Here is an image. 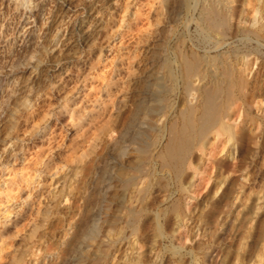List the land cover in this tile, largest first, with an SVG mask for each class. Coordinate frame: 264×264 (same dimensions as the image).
<instances>
[{
    "label": "rangeland",
    "instance_id": "rangeland-1",
    "mask_svg": "<svg viewBox=\"0 0 264 264\" xmlns=\"http://www.w3.org/2000/svg\"><path fill=\"white\" fill-rule=\"evenodd\" d=\"M126 1V5L121 8L122 4L115 0H0L1 53L7 49L11 52L19 45L17 43L20 41L19 34L22 30V20H18L20 13L23 11V19L26 16L31 18L33 12L39 13L33 38L35 41L32 43L37 47L30 46L28 50L33 49L25 55L23 65L19 67V70L18 68L14 70L13 75L11 73L10 80H14L11 81L14 84L11 85L10 82L8 88L0 92V95L3 96H0V185L8 174L13 175L14 171L19 170L12 168L13 154L27 151L24 147L27 148L28 139L26 140L24 137L29 138L30 136L28 135L30 134L29 125L21 131V134L16 135L13 134L11 124L17 120H27L28 124H46V122L49 124L54 119L55 112L64 103V99L54 93L56 91L53 90L52 82L56 79L61 80L62 75L69 70L72 55L75 56V60L78 59L81 62L84 59L83 56L92 53L96 45L90 40L86 41V37L92 39L98 23L109 17L113 7H117L120 13L114 17L116 25L110 29L108 34L109 39H112L111 43L109 42L101 48V57L98 61L104 68L114 67L115 58L120 50L117 43L113 44V47L111 44L117 39L120 31L127 27L132 12L135 10V0ZM190 1H185V4L182 0L181 6L175 9L173 17L171 16L167 21H164V9L160 10L159 22L155 23L154 19L151 20L153 16L150 15V12L144 13V18H148L145 28L126 36L127 41L130 42L127 55L130 60L131 72L122 82L121 96L113 110L112 125L118 124L123 117H126L133 101L141 96L146 108H155V111H151L149 114L152 127L148 128L143 137L144 141L150 142V151H140L137 149L136 143L131 142L129 143L131 146H127L125 154H122L124 156L113 155L112 162L114 163H109L112 179L102 194L99 204L95 206V212H93L92 208L94 207L91 203L90 207L92 208L89 210L86 208L89 206L84 196L91 189L88 179L93 174L97 155L104 146V143L102 146L103 141H98L99 139H96L91 147H85L86 153L83 147L84 156L80 159H76L75 154L72 153L74 157L70 155L69 161L58 160L56 174H53L44 183L45 193L50 196H41L37 199L36 197L24 198L26 194H21L17 190L12 191L15 194L11 193L10 198L0 203V227L5 218V220H8L9 217L12 218L22 208L24 201H32L33 208L39 209L37 211L33 209L29 212V216L27 215L30 230L22 236L19 232L22 233L23 230L19 227L18 234L13 235L16 250L12 264H264V108L262 107L264 106V37L262 38L261 35L264 36V0H256V2L246 0L248 4L245 0H229L231 2L225 6L228 10H226L227 14L222 21L224 24L222 22L217 24L218 26L223 24L219 26L220 28L217 25H215L217 28L214 26L207 28L203 25L198 19L199 13L197 12L199 10L196 9L197 7L193 10L192 5L188 4ZM260 23H263L262 29H257L256 26ZM160 26H164L163 30L155 39L154 28L157 29ZM200 26L203 28L202 30ZM165 28L166 31H164ZM219 29L222 32H219ZM5 31L6 33H4ZM2 33L5 34L3 38ZM245 33L247 34L245 35ZM135 35H138L139 38H137V43L132 41ZM260 35L261 37H259ZM159 37L162 38L163 47L158 45L157 51L163 48L162 56L166 58L163 65L154 66V62L151 61L154 54L150 52V47H154V42L158 43ZM10 40L11 42L8 43ZM149 42L151 43L149 44ZM221 53L227 56L228 66H233L231 75L220 74L218 66L214 74L211 70L212 73L209 71L203 79H199V71H195V68L188 73V65H186L189 63L188 60L194 62L197 57L203 58L207 55L206 57L210 60L208 61L209 67H214L215 64L210 66L209 62L212 63V59ZM192 54L193 56L195 54V57ZM234 54L237 56H231ZM242 55L244 56L242 57ZM245 55L248 60L249 58L251 60L248 63L250 70L246 67L247 63H243L242 59H245ZM184 56L188 59L187 62ZM182 58L185 61L184 64ZM236 59H240V61L237 62ZM238 64L240 65L238 66ZM205 66L207 64L203 65V68ZM240 67L245 70H240ZM25 69L32 72L27 73L28 71L25 72ZM40 69H44V72L41 73ZM238 70L241 71V74ZM181 71L185 75L188 74L186 79L181 78ZM93 74L91 69L86 76L79 80L78 85L88 84L87 81ZM143 74L149 75V85L143 84L145 83ZM157 74L162 75L163 78L159 86L154 83L153 78ZM196 75L198 78L195 77ZM215 75L218 76L219 81ZM13 76L16 78L14 79ZM233 77L245 78L244 85L241 84L243 88L238 85L242 91L237 89V85H232L229 82V79ZM30 79H34L36 84L35 82L31 84ZM187 79L189 84H187ZM24 83L29 90L26 89ZM183 84L188 87L185 88ZM14 85L15 89H13ZM217 86L223 92H217L220 90ZM48 87L49 89H47ZM214 87L219 90L215 91ZM139 89H141V94ZM190 89L195 92L192 101H190L191 95L188 92ZM204 89L207 91H203ZM227 89L232 92V100H230ZM135 90L137 91L135 92ZM203 92H208V95ZM210 92L215 93H213L215 96L212 95L217 96L214 98L216 107L218 108L220 105L218 109L220 112L224 111L225 114L223 116L221 113L219 121L227 124L231 131L229 133L223 130L217 132L218 124H216L211 127L212 132L208 131L205 133L206 136L204 134L196 139L199 135H196L195 130L199 127L202 118L197 117L200 111L193 115L191 108L194 104L199 106L202 102L204 103L203 98L212 96ZM160 93L163 94V100ZM223 97L225 100L228 97L227 102ZM12 98L13 100H10ZM41 100L45 103L40 104ZM228 101L232 103H228ZM258 103L260 109L257 108L259 107ZM2 104H5L4 107ZM161 106L165 108L161 109ZM164 109L165 111H163ZM188 109H190L191 115L188 114ZM39 110L43 111V117L38 116ZM23 112L31 118L35 114L38 117H33L34 119H32L35 121L32 122L31 118L29 119ZM189 115L193 116L194 121L189 118ZM154 116H157L158 120L156 117L154 119ZM187 118L189 119L186 121ZM190 120L194 127L193 138L192 131H189L192 128ZM178 129L180 131L183 129V134L179 131L182 136L178 133ZM185 132L189 133L187 135L188 140L189 137L191 140L189 143L186 142L188 141L187 137L185 139L183 136ZM88 133L89 135L86 137L88 141L96 138L94 130H90ZM211 133H214V136ZM177 136L182 138L178 139ZM210 139L213 144L209 143ZM222 139H225L223 143ZM196 141L197 143H195ZM181 143L187 147L186 149L184 146L187 152L185 149H179V146H182ZM20 144L23 146L22 148H20ZM65 144V142L63 145L61 143V148H65ZM172 144L173 147H170ZM175 145L177 146L175 147ZM177 147L182 153H180L179 159L185 154L180 160L177 159L178 157L176 158L177 152H179ZM173 148H176L177 151L172 152ZM8 150H10L9 153ZM168 152L169 154L173 153L172 155L175 154L173 156L175 158L171 159L173 157L170 158ZM119 156L122 158L119 159ZM163 158L166 160L164 161ZM181 162L183 163L181 164ZM139 164L146 165L148 168L145 167L143 175L138 179V185L135 183L137 180L124 183L122 178L127 177L131 169ZM175 166L180 170L177 171ZM61 174L62 176H60ZM38 178L39 176L35 173L32 180L36 179L37 182ZM36 182H28L29 188L36 187ZM131 192H134L135 195ZM89 215L92 216L91 223L95 224L93 233L84 235L77 249L67 253V243L74 233V227L81 218ZM32 217L33 219H31ZM59 247L60 250H58Z\"/></svg>",
    "mask_w": 264,
    "mask_h": 264
},
{
    "label": "bare ground",
    "instance_id": "bare-ground-1",
    "mask_svg": "<svg viewBox=\"0 0 264 264\" xmlns=\"http://www.w3.org/2000/svg\"><path fill=\"white\" fill-rule=\"evenodd\" d=\"M18 1V0H17ZM116 2H118L119 4H122V7L126 5V0H115ZM185 1H188V0H184V3ZM250 1V0H249ZM256 2V0H254ZM231 1L229 0H225V1H222V0H192L188 3L190 6L192 5V9L193 8H196L198 9L199 11L197 13H199V16H198V19L200 20V22L205 25L207 28H210V27H216L215 25H217L219 22H222L224 19H225V16L227 14L226 10H228V8L226 9L225 6H227V3H229ZM245 2L248 4V2L245 0ZM8 3V2H7ZM154 3V5H153ZM251 3V2H250ZM258 3V2H257ZM12 4V3H11ZM18 4V3H16ZM182 4V0H135L134 1V5H135V10H133L132 12V16L131 18L129 19V22L128 24L126 25L127 27L123 30L120 31V33L117 35V39L111 44V47H113V44L117 43V45L119 46V54L116 56L115 58V62H114V67H109V68H104V66L100 65V63L98 62L99 61V58L101 57V48L108 44L112 39H109V32H110V29L116 25L114 24L115 21H114V17L120 13V10H117V7H113L111 10H110V15L109 17H107L106 19H104L102 22L100 21L98 23V27L96 29V32H95V35L93 37H91L92 39H89L88 37H86V41H89L92 42V43H95L96 45V48H93V51L91 54L87 53L84 57V59L79 62L78 59L75 60V56L72 55V61H71V64L69 65L68 67V71H64L65 73L62 75L61 77V80H54L52 82V87H53V90H55L56 92L54 93H57L59 94L60 97H62L64 99V103L61 105V107L55 112V116H54V119L52 121L49 122V124L46 122V124H43V123H39V124H33V123H27V120H17L15 121L14 123L11 124V128L13 130V134H16V135H19L21 134V131H23V129H26V126L29 125L30 127V135L29 138L27 137H24L26 140L28 139V143H27V148L24 147V149H26L27 151L26 152H16L15 154H13V159H12V163H13V169H19L18 171H14L13 175H10L8 174L5 179L1 182V185H0V203L1 202H4L5 200H7L8 198H10L9 196H11V193L12 191H15L17 190L19 193L21 194H26L24 198H27V197H36L39 198L41 196H46L48 195L47 193H45V190L44 189V183H46L48 181V179L53 175V174H56L57 172V162L58 160H63L65 162L69 161L70 159V155L71 157H74L72 156V153L75 154V158L76 159H80L81 157L84 156V152L86 153V148L85 147H91L96 139H99L98 141H103L102 142V146H103V143H104V146H103V149L100 150L101 152L97 155V161H95V165H94V169H93V174L91 172V176H90V179H88V183L90 182V185L91 186L88 191V194H86L84 197L86 199V201L88 202V206L89 207H86L88 210L89 208H92L93 209V212H95L96 210V205L99 204L100 200H101V196L102 194L104 193L105 189L110 185V181L112 179V172L109 168V163H114L112 162V159H113V155H122L123 153L125 154L126 150H127V146L130 145L129 143L131 142H135L136 145H137V149L140 150V151H150V142L148 141H144L143 137L145 135V132L148 130L149 127H152V124H151V117L149 116L150 112L151 111H155V108H146L144 105H143V100L140 96V98H137L136 100L133 101L132 103V107L129 111V114H127L126 117H123L122 120L116 124V125H112V121H113V110L116 108V102L118 99H120V92H121V89H122V82L123 80L128 77L130 75V72H131V69L129 66L130 65V60L128 58V55H127V52H128V42L127 41V34L129 33H135V32H138L140 31L141 29L145 28L146 26V22L148 21L147 19L148 18H144L143 14L146 13V12H150V15H152L153 17H151V20L154 19V23L155 22H159V19H158V14L160 12L161 9H164V14H165V19L164 21H167L168 18H170L171 16L173 17V14L175 12V9L178 7H180ZM186 4V3H185ZM253 4V3H252ZM184 5V4H183ZM188 6V5H187ZM231 7V6H230ZM182 8V7H181ZM231 9V8H230ZM178 10V9H177ZM194 10V9H193ZM23 12V11H22ZM22 12L19 14L20 17L18 20H22V30L20 31V34H19V43H17L18 47H14L15 49H13V47H11L13 49V51L9 52L8 49L7 50H2L4 51L3 53L0 52V92L3 90V89H6L8 88L9 84H11L12 82L11 81H14V80H10V76L13 75L14 73V70H16L18 68L19 70V67L23 65L24 61V57H26L25 55L27 54V52L30 51L33 49H30V46L32 45L33 41V38H34V33H35V29H36V26H37V22H38V16H39V13L36 11L33 12V15L31 18L29 17H24V19L22 18ZM41 12V11H40ZM122 12V10H121ZM235 16V15H234ZM196 18V17H195ZM249 18V17H248ZM227 19V18H226ZM261 19V18H260ZM39 20H40V17H39ZM147 20V21H146ZM176 20V19H175ZM197 20V19H196ZM16 21V20H15ZM163 21V19H162ZM18 23V21H16ZM226 22V21H225ZM240 22V20H239ZM224 24V22H222ZM221 23V25H223ZM3 24V23H2ZM7 24V23H5ZM5 24H4V27H5ZM16 24V23H15ZM170 24V23H168ZM167 24V25H168ZM200 24V23H199ZM220 24V23H219ZM247 24V23H245ZM254 24V23H253ZM252 24V25H253ZM10 25V24H9ZM17 25V24H16ZM118 25V24H117ZM166 25V24H165ZM164 25V26H165ZM219 25V26H221ZM262 25L263 23H260L259 25L256 26L257 29H262ZM8 26V25H6ZM15 26V25H14ZM164 26H160L158 27L157 29L154 28V35L155 36V39L158 38L160 32L163 30V27ZM218 26V25H217ZM218 26V27H219ZM1 27V26H0ZM9 27V26H8ZM7 27V28H8ZM13 27V26H12ZM166 27V26H165ZM201 27V26H200ZM16 28V27H15ZM18 28V27H17ZM217 28V27H216ZM215 28V29H216ZM220 28V27H219ZM1 29V28H0ZM10 30H12L11 28H9ZM20 29V28H19ZM203 28L201 27V30ZM238 29V28H237ZM241 29V28H240ZM252 29V28H251ZM7 30V29H5ZM13 30H16V29H13ZM217 30V29H216ZM239 30V29H238ZM248 30V29H246ZM4 31V30H3ZM164 31H166V28L164 29ZM163 31V32H164ZM205 31V30H204ZM221 30L219 29V32ZM243 31V30H242ZM249 31V30H248ZM2 32V31H1ZM14 32V31H13ZM38 32V31H37ZM173 32V31H172ZM222 32V31H221ZM245 32V31H244ZM251 32V30H250ZM6 33V31L4 32ZM9 33V32H8ZM208 33V32H207ZM165 34V32H164ZM202 34V33H201ZM247 33H245L246 35ZM252 34H255V32H252ZM259 34V33H258ZM3 35V36H2ZM5 34H1L2 38L4 37ZM21 35V37H20ZM134 35V34H133ZM241 35V34H240ZM250 35V34H248ZM262 35V38L264 37L263 34ZM261 35L259 37H261ZM38 36V34H37ZM243 36V35H242ZM255 36V35H254ZM11 37V35H10ZM15 37V36H14ZM18 37V36H17ZM16 37V38H17ZM244 37V36H243ZM252 37V36H251ZM13 38V37H12ZM115 38V37H114ZM138 38V35H135V37H133V43H137V39ZM253 38V37H252ZM7 39V38H6ZM169 39V38H168ZM0 40H2L0 38ZM222 40V39H221ZM259 40V39H258ZM37 41V39H36ZM131 41V43H132ZM156 41V40H155ZM166 41H168L166 39ZM261 41V40H260ZM2 42V41H1ZM11 40L8 42L10 43ZM224 42V41H223ZM111 43V42H110ZM151 42H149L150 44ZM153 43V42H152ZM7 44V43H5ZM221 44V42H220ZM158 45H161L163 47V41H162V38L159 37V41L158 43L155 44V42L153 43V46L154 47H150V52L154 54V56H152L151 58V61L154 62V66L155 65H163L164 64V61H165V58L162 56V52H163V48L159 51H157V46ZM170 45V44H169ZM261 45V44H260ZM3 46V45H2ZM7 46V45H6ZM9 46V45H8ZM14 46V44H13ZM34 46L35 48V44L32 45ZM167 46V45H166ZM5 47V45H4ZM37 47V46H36ZM222 47V46H221ZM149 48V47H148ZM97 49H98V52H97ZM170 49V48H169ZM168 51V50H167ZM175 51V50H174ZM233 51V50H232ZM239 51V50H238ZM149 52V51H148ZM222 52V51H221ZM168 53V52H167ZM180 53V52H179ZM226 53V52H225ZM229 53V52H228ZM227 53V54H228ZM152 54V55H153ZM166 54V53H165ZM184 54V53H183ZM206 54V52H205ZM250 54V53H248ZM185 55V54H184ZM210 55V54H209ZM216 55V54H215ZM225 54H219L216 58H213L212 59V63L209 62L210 66L213 64L214 67H209L208 65V58L205 56L202 57H197L196 60L194 62H191L189 61L188 59H186L185 57V61L187 62L188 60V73L189 71H192L194 68H195V71H199V74L198 73H195V74H198L199 75V79H203L204 77H206L211 70L213 71V74L214 72L216 71V67L218 66L220 68V71L219 73L223 75L224 74H227V75H231L232 72H233V66L230 65L228 66V59H227V56H224ZM240 55V54H239ZM238 55V56H239ZM254 55V54H253ZM53 56V55H52ZM187 56V55H186ZM193 56V54H192ZM213 56V55H212ZM231 56H237V55H231ZM244 55H242L243 57ZM246 56V55H245ZM168 57V56H167ZM195 57V54L194 56ZM192 57V58H193ZM209 57V56H208ZM215 57V56H214ZM175 58V57H174ZM212 58V57H211ZM229 58V57H228ZM239 58V57H238ZM237 58V59H238ZM241 58V57H240ZM247 56L245 57V59H242L244 60L243 63L246 64V67L248 70H250V65L248 63H250ZM29 59V58H28ZM69 59V58H68ZM169 59V58H168ZM236 61H240L237 60ZM70 60V59H69ZM172 60V59H171ZM191 60V59H190ZM149 61V60H147ZM170 61V60H169ZM173 61V60H172ZM176 61V60H175ZM182 61H183V58H182ZM185 61H183V64L185 63ZM233 61V60H232ZM27 62V61H26ZM25 62V63H26ZM52 62V61H51ZM54 62V61H53ZM242 62V61H241ZM174 63V62H173ZM181 63V62H180ZM204 68H203V65H206ZM50 65V64H49ZM52 65V64H51ZM185 65V66H186ZM212 65V66H213ZM240 64H238L239 66ZM252 65V64H251ZM42 66V65H41ZM175 66V65H174ZM184 66V65H183ZM264 66V65H263ZM37 67V66H36ZM44 67V66H43ZM157 67V66H156ZM26 68V67H25ZM48 68V67H47ZM50 68V66H49ZM197 68V69H196ZM210 68V69H209ZM239 68V67H238ZM242 69L245 70V68H242ZM22 69V67L20 68V70ZM93 70L94 74L92 75L91 79L88 82V84L86 83L85 85H78V82L80 79H82L84 76H86L90 70ZM157 69V68H156ZM176 69V68H175ZM174 69V70H175ZM41 70V69H40ZM44 69L41 70V73ZM95 70V71H94ZM177 70V69H176ZM219 70V69H218ZM23 71V70H22ZM28 71V69H25V72ZM47 71V70H46ZM63 71V70H62ZM172 71V69H171ZM186 70H184L185 72ZM237 71V70H236ZM235 71V72H236ZM239 71V70H238ZM32 71H28L27 73H30ZM44 72V71H43ZM146 72V71H145ZM187 72V71H186ZM12 73V75H11ZM144 73V72H143ZM194 73V72H193ZM239 73L241 74V71H239ZM16 74H18L16 72ZM20 74V73H19ZM33 74V73H31ZM30 74V75H31ZM175 74V73H174ZM218 74V73H217ZM236 74V73H235ZM247 74V73H245ZM44 75V73H43ZM50 75V74H49ZM144 75V74H143ZM177 75V73H176ZM181 78H185L188 74L186 73L183 74L182 71H181ZM185 75V76H184ZM239 75V74H238ZM180 76V75H179ZM216 76V75H215ZM237 76V74H236ZM32 77V76H31ZM144 78V82L143 84H150L149 82V75L148 74H145L143 76ZM151 77V76H150ZM188 77V76H187ZM192 77V76H191ZM196 78L197 75L195 76ZM217 77V80H218V76ZM12 78V77H11ZM13 78L15 79L16 77L13 76ZM20 78V77H19ZM37 78V77H36ZM59 78V77H58ZM90 78V77H89ZM154 83L159 86V84L161 83V81L163 80L162 78V75L160 74H157V75H154ZM177 78V76H176ZM195 78V79H196ZM215 78V77H214ZM213 78V79H214ZM244 78V77H243ZM18 79V78H17ZM40 79V78H39ZM52 79V78H51ZM149 79V80H148ZM186 79V78H185ZM184 79V80H185ZM245 79V78H244ZM244 79H240V77L235 78H230L229 82L232 84V85H237V89H239L240 91H242L239 87L243 84L244 82ZM31 80V84H34V79H30ZM41 80V79H40ZM168 80V79H167ZM174 80V79H173ZM194 80V79H193ZM222 80V79H221ZM251 80V79H250ZM263 80V79H262ZM42 81H43V78H42ZM46 81V79H45ZM49 81V79H48ZM152 81V80H151ZM176 81V79H175ZM192 81V80H191ZM198 81V80H197ZM219 81V80H218ZM227 81V80H226ZM249 81V80H248ZM254 81V79H253ZM11 82V83H10ZM40 83H42L41 81H39ZM186 82V81H185ZM187 82H188V79H187ZM211 82V81H210ZM222 82V81H220ZM219 82V84H220ZM250 82V81H249ZM255 82V81H254ZM263 82V81H262ZM54 83V84H53ZM178 83V82H177ZM176 83V84H177ZM245 83V82H244ZM14 82L11 84L13 85ZM25 84V83H24ZM36 84V82H35ZM48 84V83H47ZM135 84V83H134ZM189 84V82L187 83ZM186 84V85H187ZM203 84V83H202ZM218 84V85H219ZM44 85V84H43ZM50 85V83H49ZM48 85V86H49ZM170 85V84H169ZM196 85V84H195ZM199 85V84H198ZM204 85V84H203ZM231 85V86H232ZM240 85V86H238ZM255 85V84H254ZM261 85V84H260ZM23 86V85H22ZM142 86V85H141ZM183 86L185 88H187L185 86V84H183ZM193 86V85H192ZM206 86V85H205ZM220 86V85H219ZM217 86V87H219ZM246 86V85H245ZM256 86H257V83H256ZM13 87V86H12ZM25 87H26V84H25ZM46 87V86H44ZM170 87V86H169ZM207 87V86H206ZM217 87L215 88V91L216 90H219L217 89ZM243 88V86H241ZM51 88V87H50ZM205 88V87H203ZM202 88V89H203ZM214 88H213V91H214ZM229 88V86H228ZM231 88V87H230ZM234 88V87H233ZM15 89V85H14V88ZM26 89H28V86L26 87ZM25 89V90H26ZM43 89V88H42ZM41 89V90H42ZM49 89V87L47 88ZM163 89V88H162ZM194 89V88H193ZM193 89H190L188 92L189 94L191 95L190 96V101H192L191 99L193 97H195V92ZM208 89V88H207ZM210 89V88H209ZM24 90V88H23ZM29 90V89H28ZM44 90V89H43ZM141 89H139L138 91L140 92L141 94ZM157 90V89H156ZM206 89H204L203 91H205ZM229 89H227L228 91ZM7 91V90H6ZM9 91V90H8ZM34 91V90H33ZM47 91V90H46ZM49 92H51L50 90H48ZM137 90H135L136 92ZM160 91V90H159ZM158 91V92H159ZM207 91V90H206ZM209 91V90H208ZM214 91V92H215ZM221 89L217 92H220ZM231 90H229L230 92ZM35 92V91H34ZM42 92V91H41ZM49 92H48V95H49ZM145 92V91H144ZM148 92V91H147ZM185 92H187V90H185ZM199 92V91H198ZM213 92V93H214ZM223 92V91H221ZM227 92L228 94H230V100L233 99V97H231V93L232 92ZM22 93V92H21ZM25 93V92H24ZM40 93V92H39ZM44 93V91H43ZM150 93V92H149ZM156 93V91H155ZM162 93V92H161ZM160 93V94H161ZM203 93H206V92H203ZM211 93V92H210ZM213 93H211L210 95H212ZM143 94V93H142ZM158 94V93H157ZM208 95V92L206 93ZM215 94V93H214ZM213 94V95H214ZM4 95V94H3ZM7 95V94H5ZM22 95H24L22 93ZM43 95V94H42ZM136 95V94H135ZM163 94H161V99L163 98L162 96ZM202 95V94H201ZM212 95V96H213ZM219 95V94H218ZM255 95V94H254ZM2 96V95H0ZM33 96V95H32ZM148 96V95H147ZM155 96V94H154ZM204 96H206L204 94ZM210 96L209 98H203L204 100V103L202 102L201 105L197 106L196 104H194L191 108V112L192 114L194 115L195 112L197 111H200V116H199V113H198V116L197 117H200L202 118L201 121H200V124H199V127L196 128L195 132H196V135H199L197 136L196 139H198V137L204 135L205 133H207L208 131L212 132V128L213 125H216L218 124L217 128H216V131L219 132L220 131H225V132H230V127L225 124L224 122H221L219 121V119L221 118V113H223L224 111L220 112V110L216 107V103L214 102V98L216 97H212ZM233 96V94H232ZM3 97V96H2ZM6 97V96H4ZM22 97V96H21ZM139 97V96H138ZM208 97V96H207ZM19 98V97H18ZM48 98V97H47ZM165 98V97H164ZM228 99V97H226ZM5 99V98H4ZM3 99V101H4ZM29 99V98H28ZM39 99H40V96H39ZM46 99V98H45ZM144 99V98H143ZM155 99H157L155 97ZM224 99V97H223ZM226 99V100H227ZM10 100H13L10 99ZM9 100V101H10ZM34 100V99H33ZM37 100V99H36ZM44 100V99H43ZM163 100V99H162ZM195 100V98H194ZM217 100V99H216ZM220 100V98H219ZM225 100V99H224ZM225 100V101H226ZM1 101V100H0ZM42 101V100H41ZM40 101V104L43 103L44 101L41 102ZM189 101V100H188ZM189 101V102H190ZM33 102V101H32ZM227 102V101H226ZM1 103V102H0ZM20 103V102H19ZM18 103V104H19ZM45 103V102H44ZM228 103H232L230 101H228ZM227 103V105H228ZM34 104V103H33ZM38 104V103H37ZM35 104V105H37ZM39 104V105H40ZM164 104H167V103H164ZM190 104V103H188ZM192 104V103H191ZM259 104V103H258ZM256 104V105H258ZM3 105V104H2ZM5 105V104H4ZM3 105V107H4ZM172 105H174L172 103ZM13 106V105H12ZM41 106V105H40ZM39 106V108H40ZM44 106V105H43ZM166 106V105H165ZM15 107V106H14ZM165 108L164 106H161V109ZM225 107L226 105L224 106V110H225ZM229 107H230V104H229ZM229 107H227V109L229 110ZM264 108V106H262ZM261 107V110H263ZM35 108V106H34ZM33 108V109H34ZM144 108V109H143ZM258 109H260V104H259V107H257ZM23 109V108H21ZM171 109V108H170ZM28 110V109H26ZM38 110V109H36ZM172 110V109H171ZM190 109H188V114H190L189 111ZM260 110V111H261ZM1 111V110H0ZM24 111V110H22ZM21 111V112H22ZM35 111V110H34ZM45 111V109H44ZM165 111V109L163 110ZM168 111V110H167ZM166 111V112H167ZM170 111V110H169ZM30 112V111H29ZM43 111H38V116H41L43 117L44 114L42 113ZM46 112H48L46 110ZM262 112V111H261ZM6 113V111H5ZM24 113V112H23ZM22 113V114H23ZM264 113V112H263ZM26 114L25 116H27V113H24ZM33 114V113H32ZM162 114V113H161ZM160 114V115H161ZM197 114V113H196ZM30 115V114H28ZM53 115V114H51ZM159 115V116H160ZM166 115V114H165ZM191 115V114H190ZM189 115V118L191 119L192 117H190ZM225 114L223 113V116ZM24 116V117H25ZM33 116V115H32ZM37 116L36 114L33 116L35 117ZM37 116V117H38ZM50 116V114H49ZM168 116V115H167ZM29 119L31 118V116H27ZM32 117V118H33ZM47 117V116H46ZM156 117V120L157 119V116H154V119ZM186 117H188L186 115ZM196 117V118H197ZM30 119L32 122H34L35 120L33 119ZM166 118V117H165ZM187 118L186 121L189 119ZM254 118V117H253ZM21 119V118H20ZM38 119V118H36ZM46 119V118H45ZM193 119V118H192ZM191 119V120H192ZM257 119V118H256ZM191 120L189 123H191ZM254 120V119H253ZM46 121V120H45ZM194 121V119H193ZM257 121V120H255ZM253 121V122H255ZM30 122V121H29ZM45 123V122H44ZM237 123V122H236ZM192 124V128L189 129V131L191 130L192 133L191 135L194 133V127H193V122L191 123ZM190 124V125H191ZM257 124V123H256ZM185 125V124H184ZM189 125V127H190ZM233 125V124H232ZM236 125V124H235ZM233 125V126H235ZM244 126V125H243ZM155 127V126H154ZM156 128V127H155ZM184 128V127H183ZM186 128V127H185ZM235 128V127H234ZM3 129V128H2ZM90 130H94V132L96 133V138L95 139H92L90 141H88V138H86L88 135H89V131ZM168 130V128H167ZM185 130V129H184ZM250 130V129H249ZM180 129H178V133H179ZM186 131V130H185ZM190 131V132H191ZM170 132V131H169ZM184 133L183 129L182 131H180V133ZM209 132V133H210ZM252 132V131H250ZM175 133V131H174ZM179 133V134H180ZM182 133V134H183ZM223 133V132H222ZM227 133V134H228ZM12 134V135H13ZM167 134V133H166ZM182 134H180L182 136ZM189 134V133H188ZM187 132H185V139L187 137ZM212 134V133H211ZM214 134V133H213ZM212 134V135H213ZM224 134V133H223ZM175 135V134H174ZM178 135V134H177ZM190 135V136H191ZM207 134H205L206 136ZM180 136V137H181ZM214 136V135H213ZM212 136V138H214ZM225 136V135H224ZM223 136V137H224ZM151 137V136H150ZM174 137V136H173ZM178 137V136H177ZM178 137V139L180 138ZM154 138V136H153ZM170 138V137H169ZM182 138V137H181ZM192 138H193V135H192ZM204 138V136H203ZM208 138V137H207ZM152 139V138H151ZM174 139V138H173ZM173 139H172V142H173ZM177 139V140H178ZM184 139V140H185ZM25 140V141H26ZM61 140V141H60ZM182 140V139H180ZM179 140V141H180ZM188 140V137L187 139ZM185 140V141H186ZM189 140H190V137H189ZM186 141V142H190V141ZM193 140V139H192ZM219 140V139H218ZM222 143L224 142L225 139H222ZM202 141V140H200ZM200 141H198L199 143H201ZM211 141V139L209 140ZM18 142V141H17ZM61 142L62 145L63 143L65 142L66 144V147L65 148H61L60 144L59 143ZM176 142V141H175ZM181 142V141H180ZM183 142V141H182ZM212 142V141H211ZM209 142L210 144H213V142L211 143ZM221 142V141H220ZM253 142H255V140H253ZM21 143V142H19ZM25 143V142H24ZM167 143H170V142H167ZM197 143V141L195 142ZM182 144V143H181ZM186 144V143H185ZM207 144V143H205ZM24 145V144H23ZM171 145V144H170ZM20 148H22L23 146L20 144ZM26 146V145H25ZM131 146V145H130ZM129 146V147H130ZM177 145H175L176 147ZM185 145L182 144V146H179V149H185L184 147ZM189 148H190V145H188ZM212 146V145H211ZM15 147V146H14ZM13 147V149H14ZM83 147H84V152H83ZM170 147H173V144L172 146ZM153 148V147H152ZM151 150H154L152 149ZM168 148V146L166 147V149ZM23 149V150H24ZM130 149V148H129ZM132 149V148H131ZM171 149V148H170ZM178 149V147H177ZM178 149V151H179ZM180 149V150H181ZM187 149V147H186ZM185 149V151H186ZM11 150V149H10ZM10 150H8V153L10 152ZM21 150V149H20ZM19 150V151H20ZM81 150V152H80ZM98 150V152H99ZM189 150V149H188ZM232 150V149H231ZM18 151V150H17ZM79 151V153H78ZM169 151V150H167ZM176 148H173L172 149V152H176ZM184 151V150H183ZM185 151L183 152V154L185 153ZM209 151V150H208ZM219 151V150H218ZM221 151V149H220ZM51 152V153H49ZM69 152H71V154H68ZM130 152V151H129ZM134 152V151H133ZM166 152V151H165ZM187 152V151H186ZM14 153V152H13ZM77 153V154H76ZM97 153V152H96ZM154 153V152H153ZM167 153V152H166ZM165 153V154H166ZM170 153H171V150H170ZM178 153V156H176L177 159H179V155H181V151L177 152ZM181 153V154H180ZM216 153V152H215ZM218 153V152H217ZM148 154V153H147ZM169 154V152H168ZM173 154V153H172ZM172 154H169L170 155V158L171 156H175L172 155ZM144 155V154H142ZM167 155V154H166ZM169 155H168V158H169ZM177 155V154H176ZM215 155V154H214ZM93 156V155H92ZM124 156V155H122ZM146 156V155H145ZM149 156V154H148ZM185 156V154H184ZM182 156V157H184ZM7 157V155H6ZM121 159L122 157L119 156ZM150 157V156H149ZM181 157V158H182ZM10 158V157H9ZM144 158V157H143ZM146 158V157H145ZM151 158L152 155H151ZM150 158V159H151ZM175 157L171 158V159H174ZM180 158V159H181ZM117 159V158H116ZM164 159V158H163ZM176 159V160H177ZM179 159V160H180ZM10 160V159H8ZM87 160V159H86ZM115 160V158H114ZM152 160V159H151ZM166 159H164L165 161ZM177 160V162L179 161ZM154 161V160H153ZM183 161V160H182ZM1 162V161H0ZM117 162V161H116ZM141 162V161H139ZM167 162V161H166ZM170 162V160H169ZM168 162V163H169ZM176 162V161H175ZM93 163V162H92ZM147 163H151V162H147ZM180 164V162H178ZM183 162H181L182 164ZM15 164V165H14ZM18 164V165H17ZM137 164V163H136ZM143 164H146V163H143ZM143 164H139L137 166H134V168L131 169V172L128 174L127 177H125L124 179L122 178V181L124 183L126 182H129V181H134V180H137L135 183L138 182V179L141 178V175H143L144 173V169L146 167V165L144 166ZM135 165V164H134ZM152 166H154L152 164ZM180 166V165H178ZM182 166V165H181ZM150 167V166H149ZM174 167V165H173ZM148 168V166L146 167ZM153 168V167H152ZM151 168V170H152ZM171 168V167H170ZM176 168V166H175ZM178 168V167H177ZM176 168V169H177ZM181 168V167H179ZM130 169V168H129ZM92 170V169H91ZM113 170V169H112ZM150 170V171H151ZM180 170V169H177V171ZM129 171V170H128ZM149 171V172H150ZM10 172V171H9ZM37 173V175L39 176V178L37 179V182H36V179L35 180H32L33 177H34V174ZM12 174V173H11ZM63 174V173H62ZM62 174L60 176H62ZM5 175V174H4ZM145 175V174H144ZM148 175V174H147ZM146 176V175H145ZM143 177V176H142ZM59 178V176H58ZM118 178V177H117ZM66 179V178H65ZM144 179V178H143ZM32 181L36 182V187H30L29 188V184L28 182L32 183ZM50 181V180H49ZM140 181V180H139ZM143 181V180H142ZM131 183V182H130ZM151 183V182H150ZM114 184V183H113ZM112 184V185H113ZM34 185V184H33ZM38 185H40L38 187ZM88 185V184H87ZM119 185V184H118ZM134 185V184H133ZM132 185V186H133ZM138 185V183H137ZM136 184L134 186H137ZM131 186V185H129ZM131 186V187H132ZM133 186V187H134ZM88 187V186H87ZM139 189V188H138ZM137 189V190H138ZM134 190V189H133ZM132 191V190H131ZM26 192V193H25ZM51 192V191H50ZM49 192V193H50ZM82 192V191H81ZM84 192V191H83ZM86 192V191H85ZM52 193V192H51ZM131 193H134V192H131ZM15 194V193H14ZM12 193V195H14ZM63 194V193H62ZM135 195V193H134ZM50 196V194L48 195ZM59 196V195H58ZM57 196V198H58ZM13 197V196H12ZM135 198V197H134ZM133 198V199H134ZM56 199V198H55ZM33 200V199H32ZM39 200V199H38ZM37 200V201H38ZM42 200V199H41ZM103 200V199H102ZM130 200V199H129ZM132 200V199H131ZM134 201V200H132ZM131 201V202H132ZM36 202V201H35ZM40 202V201H39ZM84 202V201H83ZM90 203L92 204V207H90ZM37 204V203H36ZM38 205V204H37ZM101 206V205H100ZM22 208L16 213L14 214V216L12 218L9 217L8 220H5L2 222V226L0 227V264H12V262L14 261L15 259V239L13 237V235H17L18 232H19V227H21V229L23 230V232H19V234H21L22 236H24L26 234V232L28 230H30V222L28 221L27 218V215L29 214V212L31 210H33V205H32V201H27L25 202L24 201V204L23 206H21ZM39 207V206H37ZM36 208V207H35ZM42 209V208H40ZM85 209V210H87ZM8 210V209H7ZM35 211L39 210L38 208L34 209ZM9 211V210H8ZM42 211V210H40ZM131 211V210H130ZM34 212V211H33ZM32 212V215L34 214ZM133 212V211H132ZM40 213V212H39ZM135 213V212H134ZM84 214V213H82ZM92 214V213H91ZM31 215V214H30ZM29 216V215H28ZM34 216V215H33ZM31 217V216H30ZM8 218V217H7ZM33 219V217L31 218ZM91 219H92V216L89 215L87 217H83L80 219V221L78 222V224H76V227H74V233L71 237V239L69 240V242L67 243V253L69 252H72V251H75L78 247V244L79 242L82 241V239L84 238V235L86 234H90V233H93L94 231V223H91ZM1 223V222H0ZM32 224V223H31ZM70 237V236H69ZM9 239V240H8ZM21 240V239H20ZM17 241V240H16ZM19 241V240H18ZM88 242V241H87ZM21 244V243H20ZM63 249V248H62ZM19 250V249H18ZM17 250V252H18ZM60 250V247L59 249ZM64 251V249H63ZM16 252V254H17ZM58 253V252H57ZM73 254V253H72ZM261 254V253H260ZM25 255V254H24ZM22 257V256H21ZM24 257V256H23ZM44 257V256H43ZM53 258H56V257H53ZM69 259V258H68ZM70 260H72L70 258ZM69 260V261H70ZM75 260V259H74ZM41 261V260H40ZM77 261V260H76ZM42 262H43V259H42ZM68 262V261H67ZM46 263V262H45ZM54 263H55V260H54ZM61 263V262H60ZM69 263V262H68ZM72 263V262H71ZM20 264V263H19ZM66 264V263H65Z\"/></svg>",
    "mask_w": 264,
    "mask_h": 264
}]
</instances>
